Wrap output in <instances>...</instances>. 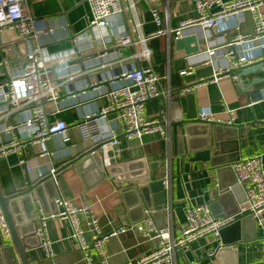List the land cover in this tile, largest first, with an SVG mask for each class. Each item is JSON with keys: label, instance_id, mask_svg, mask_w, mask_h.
I'll list each match as a JSON object with an SVG mask.
<instances>
[{"label": "crops", "instance_id": "crops-1", "mask_svg": "<svg viewBox=\"0 0 264 264\" xmlns=\"http://www.w3.org/2000/svg\"><path fill=\"white\" fill-rule=\"evenodd\" d=\"M135 1L136 14L126 11L124 16L111 19L109 36L100 40L94 35L90 39L83 35L92 20L86 0L27 2V7L39 21L36 28L43 31L34 43L44 48L49 71L45 79L57 87L59 96L58 102L45 105L49 120L65 121L69 127L68 140L57 137L43 145L29 143L23 157L13 154L0 159V189L8 198L9 210L29 264H85L68 221H47L52 257H48L41 246L38 234L40 216L58 211L53 204L55 187L74 204L92 206L105 233L134 227L151 216L158 226L171 224L173 236L177 238L186 223L188 208L210 206L216 201L219 185L230 184L234 179L232 171L220 178L211 163L196 158L197 155L209 149L213 152L215 141L222 139L228 155H239L241 159L261 157L264 163V69L246 75H243L245 70L235 71L233 75L238 77L237 80L223 77L218 83L210 82L215 72L214 63L223 65L225 61L218 56L214 62L207 59L203 63V52L209 46L208 35L205 38L202 30L196 27L187 29L184 37L201 38L199 53L187 55L184 48L177 46V39L172 34L146 42L152 52L150 61L135 58L134 55L144 49L140 37L149 38L159 30L153 20V8L160 10L165 29H176L182 21L196 17L194 0ZM167 1L170 6L168 20ZM123 4L128 7L130 0H123ZM252 29L253 22L248 15L242 31L250 33ZM50 30L54 33L50 34ZM124 35H130L136 45H121L120 38ZM211 35L209 40L221 43L231 39L234 33L223 35L213 29ZM1 38L3 61L0 77L4 81L24 65L28 51L17 30L5 29ZM134 66H151L159 77L161 94L146 103L145 117L159 121L169 130L170 143L160 134L147 135L141 142L128 141L116 115L110 114L107 129L121 141L111 153L112 165L103 168L102 178L91 170V164L87 166V172L79 173L78 164L71 163L93 150L94 145L82 139L77 124L82 116L97 113L108 105L105 98L95 95L91 85L99 83L103 77H116ZM190 66L193 67L191 73L181 75ZM71 77H75L74 81L70 80ZM187 94L190 98L182 102L181 98ZM229 110L235 111L234 125L238 127L235 134L219 129L215 124L226 126ZM203 111L211 113L214 120L200 121L199 115ZM189 115L193 119L189 120ZM23 117L26 116L18 113L2 123L15 124ZM181 121H185L184 124H175ZM229 137H236V140L232 142ZM0 140L5 142L6 136L1 134ZM44 149L55 155L40 157ZM23 158L27 162L25 165L20 164ZM51 169L57 170L55 187L50 183L42 189L36 188L44 178L50 177ZM158 181L165 183V206L158 204V194L153 188ZM238 191L231 199L233 206L239 203L237 197L244 201L242 189ZM220 210L222 215L229 211L223 205ZM82 223L88 230L84 217ZM263 230L257 223L244 225L236 220L226 226L219 237L208 236L182 249L177 264H264ZM86 239L91 241L90 232L86 233ZM4 241L6 247L13 248L18 262H21L12 238H4ZM159 245L157 239L129 230L111 238L106 252L110 264H129L151 254ZM220 247L214 257H208V253ZM11 262L10 255L0 253V264ZM95 262L99 264L97 258Z\"/></svg>", "mask_w": 264, "mask_h": 264}, {"label": "built area", "instance_id": "built-area-1", "mask_svg": "<svg viewBox=\"0 0 264 264\" xmlns=\"http://www.w3.org/2000/svg\"><path fill=\"white\" fill-rule=\"evenodd\" d=\"M29 0H0V49L2 48L1 32L5 29L17 30L27 48V60L23 66L12 73L7 80L0 82V135L6 136V141L0 140V159L16 154L24 156L29 143L43 145L54 138L68 140V124L59 120L51 122L45 105L48 102H58L59 96L54 86L47 77L49 71L44 59V48L36 45L34 40L40 37L43 31L36 28L39 22L29 8ZM91 8L92 20L84 37L91 36L106 39L110 20L122 17L126 11L136 14V1L130 0L125 7L123 0H86ZM196 17L182 21L176 29H165V21L158 8L151 10L154 23L159 30L149 38L140 37L139 42L144 49L134 56L138 59L150 61L152 52L146 47V42L161 35H174L175 39L185 36L189 28H199L208 35V48L203 52L205 59L214 60L221 56L223 65L216 62L215 72L210 80L218 83L223 77H232L235 71L244 70L250 66L264 61V0H194ZM169 1L165 4L166 18L169 16ZM250 15L253 29L250 33L242 31L243 24ZM166 20V19H165ZM137 20V28L140 29ZM216 29L223 35L234 33L231 39L221 43H215L209 38L211 31ZM50 34L54 31L50 30ZM123 46L136 45L130 35L120 38ZM107 56V54H105ZM208 60V61H209ZM214 62V61H213ZM192 66L181 75L191 73ZM75 77L70 80L74 81ZM118 82H117V81ZM205 83H208L207 81ZM94 93L99 98H105L108 105L97 113L86 114L77 124L82 139L90 141L94 147L92 154L99 153L102 158L103 168L112 165L111 153L121 145L119 137L110 133L107 129V117L115 114L121 125L122 132L128 141H142L151 134H160L170 143L169 130L156 120L145 117L146 103L160 96L159 77L149 67H136L127 69L116 77H103L99 83L91 85ZM72 97H75L72 95ZM64 102V100H62ZM26 116L15 124H4L3 120L13 117L15 114ZM229 119L226 126L235 123V111L229 110ZM202 122H211L214 117L211 113L203 111L199 115ZM29 135L27 136V133ZM55 153L44 149L40 157L54 156ZM20 164H27L23 158ZM29 170L30 168L27 167ZM236 176V186L240 187L244 194V201L240 205V213L229 218H218L213 215L209 205L191 206L186 211V223L181 228V235L173 236L171 224L158 226L151 216H148L141 224L130 228H121L110 233H105L100 220L92 206L76 205L72 201L59 194L55 199L58 213L41 215L38 225V234L41 238V246L48 257L53 256L52 242L48 235V219H61L68 221L72 228V236L82 254L85 264H110L106 252L108 241L129 230H134L146 238H154L159 241V247L151 254L142 257L138 261L129 264H177V257L182 249L208 236L219 237L221 231L233 223L240 216L251 215L257 225L264 228V163L261 157L241 159L232 165ZM56 169L50 170V178L56 183ZM82 217L86 219L88 230L82 223ZM92 234L91 241L86 239V233ZM0 234L3 238H11L10 229L0 205ZM208 253V257H214L218 251ZM264 251V230H263ZM16 264H22L17 262ZM200 264V263H193Z\"/></svg>", "mask_w": 264, "mask_h": 264}, {"label": "water", "instance_id": "water-1", "mask_svg": "<svg viewBox=\"0 0 264 264\" xmlns=\"http://www.w3.org/2000/svg\"><path fill=\"white\" fill-rule=\"evenodd\" d=\"M200 40L201 38H198V36L189 35V36L176 40V44L178 47L184 48L186 50V54L191 56L196 53H199L200 51L199 41ZM189 44L192 45V47H189ZM2 61H3V58L0 54V64H2ZM262 69H264V61L244 69L245 72L243 73V75L250 74L253 71H258ZM0 82H1V77H0ZM243 86H246V84L244 83ZM189 98H190V94H187L181 98V101L184 102L186 99H189ZM188 119L191 120L193 118L192 116L189 115ZM184 122L185 121H181L175 124L181 125V124H184ZM215 124L218 125L219 129H224L226 130V132H229V133L235 134L238 129L236 125L222 126V125H219L218 123H215ZM228 139H230V141L233 142L234 140H236V137H229ZM213 150H214L213 152L211 149L206 150L205 152H202L199 155H197L196 158L201 159L205 162H210L212 168H214L217 171V174L219 175L220 178H222L228 172L229 173H231V171L234 172L232 169V165L241 160L240 156L236 155L234 157V156L228 155V149L224 147V145L222 144V139L220 141H217V140L215 141ZM71 164H78L77 170L81 174L87 172L88 170L87 168H89L87 166L91 164V168H92L91 170L99 173L100 174L99 177L102 178L103 165H102V158L99 155V153L92 154V150H91L83 154L79 158H77ZM50 183L54 185L55 187V183L50 177L44 178L40 182L39 186L36 188L42 189L43 186H46ZM164 184H165L164 181H158L153 184L154 191L157 192L158 194L156 195L159 201L158 204L163 205V206L166 205ZM240 189H241L240 187L236 186L235 173H234V179H232L230 184L229 183L225 185L220 184L218 188V196L216 198V201L210 204V208L212 210L213 215L218 218H229V217L237 216L240 213V203H242L243 201L239 199L240 197H237V200L239 201V203L236 202V204L233 206L231 199L234 198L238 194L239 192L238 190ZM55 191H56L55 195L53 196L54 205H56L55 199L59 195V192L57 191L56 187H55ZM0 205L5 215V218L7 220L10 233H11V238H12L14 247L18 253L19 259L22 264H29L25 256L24 249L22 248L16 227L14 224L13 216L9 210L8 198H6L3 195L1 189H0ZM220 205L227 206L229 211L225 213L224 215H222V211L220 210ZM237 220H240L244 225L247 224L248 222H252L253 225H256V220L251 215L240 216L238 217ZM0 253L10 255L12 259L11 264H16L18 262V259L16 258L14 254L13 248L5 246V241L1 234H0Z\"/></svg>", "mask_w": 264, "mask_h": 264}]
</instances>
